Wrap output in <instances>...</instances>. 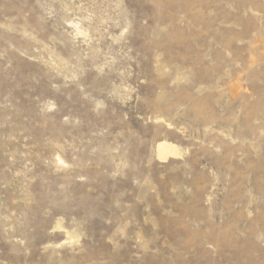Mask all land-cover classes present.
<instances>
[{
  "label": "rangeland",
  "instance_id": "374dc122",
  "mask_svg": "<svg viewBox=\"0 0 264 264\" xmlns=\"http://www.w3.org/2000/svg\"><path fill=\"white\" fill-rule=\"evenodd\" d=\"M0 264H264V0H0Z\"/></svg>",
  "mask_w": 264,
  "mask_h": 264
},
{
  "label": "bare ground",
  "instance_id": "6f19581e",
  "mask_svg": "<svg viewBox=\"0 0 264 264\" xmlns=\"http://www.w3.org/2000/svg\"><path fill=\"white\" fill-rule=\"evenodd\" d=\"M156 151L158 152V156L160 158H162V159L165 156H167V155H174V154H176L175 148L172 145H169V144L164 143V142L159 143L157 145V150Z\"/></svg>",
  "mask_w": 264,
  "mask_h": 264
}]
</instances>
